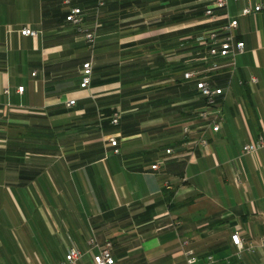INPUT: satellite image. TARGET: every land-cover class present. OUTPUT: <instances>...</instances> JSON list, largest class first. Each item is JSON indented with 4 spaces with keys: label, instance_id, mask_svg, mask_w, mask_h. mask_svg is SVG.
<instances>
[{
    "label": "crops",
    "instance_id": "obj_1",
    "mask_svg": "<svg viewBox=\"0 0 264 264\" xmlns=\"http://www.w3.org/2000/svg\"><path fill=\"white\" fill-rule=\"evenodd\" d=\"M68 1L0 0V264H55L51 236L65 258L70 245L86 252L93 235L112 241L116 264H187L184 239L196 264H264V250L239 255L231 237L237 228L246 239L264 233V148L242 151L264 137V10L240 13L260 0L218 10L238 18L245 50L221 129H208L207 149L190 156L205 102L183 72L194 64L195 36L227 18L208 20L207 0H106L101 9L97 0ZM72 6L85 27L102 24L93 51L66 19ZM23 26L39 34L22 35ZM89 60L92 81L82 88ZM26 206L41 223L45 261L17 254ZM27 235L34 244V231ZM83 261L94 264L90 253Z\"/></svg>",
    "mask_w": 264,
    "mask_h": 264
},
{
    "label": "built area",
    "instance_id": "obj_2",
    "mask_svg": "<svg viewBox=\"0 0 264 264\" xmlns=\"http://www.w3.org/2000/svg\"><path fill=\"white\" fill-rule=\"evenodd\" d=\"M67 2H69L67 0ZM106 0H97V9H101L105 5ZM229 0H207L204 15L208 20H215L220 17L227 18V21L219 27L212 28L195 36L193 44V62L194 64L183 72L185 80L194 81L196 90L199 96L204 98V106L196 111L197 117L205 121L201 125V135L198 140H188L189 151L188 155H194L195 147L203 146L207 149L210 141L206 135L208 129L217 132L222 126L223 104L227 98L228 89L232 83L234 76L238 73L239 54L245 50V42L237 39V28L239 20L237 17L230 16L228 12L219 14L218 10H227ZM264 10V0H260L254 4H248L241 8L242 15H255L259 11ZM100 14L97 13V17ZM66 19L70 21L76 28L83 31L84 39L89 47L94 49L98 37L101 22L96 20L92 27H85L84 11L79 6H72L67 13ZM20 33L25 36L36 37L39 30L31 26H23ZM192 59V58H191ZM225 74V82H218V76ZM93 76V63L91 60L83 63L81 87H89ZM257 77L252 75L249 79L250 84L257 82ZM240 83L242 80L240 79ZM18 90L23 92L24 86H19ZM5 93H9V88L6 87ZM76 99L71 98L65 101L68 107L73 106ZM113 124H118L119 114L115 113L111 119ZM185 136H190L192 128L186 124L183 128ZM111 145L116 146L117 140L111 136L109 138ZM264 148V137H259L255 142H249L243 145V153H257ZM114 151L119 152L118 148ZM167 154L178 156L173 148L166 149ZM184 155V154H183ZM164 157L163 159H167ZM160 163L152 164V169H157ZM232 241L238 249V254L242 252H255L258 249L264 250V233L257 237L246 239L243 237L239 228L232 233ZM89 248L86 252L82 251L76 245H70L66 251L65 258L62 264H78L85 253H90L94 264H116L113 256V243L111 240L100 242L94 235L88 239ZM182 245L185 247L187 264H196L199 257L193 248L188 247V240L184 239ZM208 261L214 262L212 255L208 256Z\"/></svg>",
    "mask_w": 264,
    "mask_h": 264
},
{
    "label": "rangeland",
    "instance_id": "obj_3",
    "mask_svg": "<svg viewBox=\"0 0 264 264\" xmlns=\"http://www.w3.org/2000/svg\"><path fill=\"white\" fill-rule=\"evenodd\" d=\"M23 210V219H21L22 225H17L18 232L21 231L22 235H19L18 244H19V250L17 252L19 258H33L34 260H37V258H42L45 261L46 258V252L42 249L43 242L45 243L42 235V229L41 223L38 219L37 215H33L30 212V207L26 206V208ZM35 212V211H34ZM36 214V212H35ZM29 228L34 231L33 235V243L30 245V241L28 240L29 235L27 233L29 232ZM21 237H24L21 238ZM50 250L48 252L49 258H51L52 261H54L55 264H62L63 258L61 251H57L54 248L58 246V240L57 236H51L50 237ZM28 242H27V241ZM85 252V251H84ZM64 259V258H63ZM78 264H84L83 258L80 260Z\"/></svg>",
    "mask_w": 264,
    "mask_h": 264
},
{
    "label": "trees",
    "instance_id": "obj_4",
    "mask_svg": "<svg viewBox=\"0 0 264 264\" xmlns=\"http://www.w3.org/2000/svg\"><path fill=\"white\" fill-rule=\"evenodd\" d=\"M206 5V4H205ZM67 16V15H66Z\"/></svg>",
    "mask_w": 264,
    "mask_h": 264
}]
</instances>
